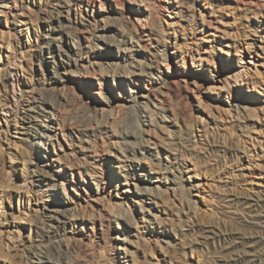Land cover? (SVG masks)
Masks as SVG:
<instances>
[{
	"label": "rangeland",
	"instance_id": "374dc122",
	"mask_svg": "<svg viewBox=\"0 0 264 264\" xmlns=\"http://www.w3.org/2000/svg\"><path fill=\"white\" fill-rule=\"evenodd\" d=\"M44 259L264 264V0H0V264Z\"/></svg>",
	"mask_w": 264,
	"mask_h": 264
},
{
	"label": "bare ground",
	"instance_id": "6f19581e",
	"mask_svg": "<svg viewBox=\"0 0 264 264\" xmlns=\"http://www.w3.org/2000/svg\"><path fill=\"white\" fill-rule=\"evenodd\" d=\"M64 65H70V63L69 62H64L63 63ZM29 118H27V120H28ZM30 122V121H29ZM53 122H55V121H53L52 120V123ZM44 130H46V128L44 127ZM130 134V135H132L130 132H126V134ZM32 135H33V133H32ZM34 135L36 136V135H40V137L42 136L43 137V134L41 135L40 134V132L38 133V132H34ZM41 177H40V181H44L45 180V176L43 175V174H39ZM125 216H127L126 214H124L122 217L124 218ZM127 218V217H126ZM57 222L59 223V224H64V222H63V220H61V219H58L57 220ZM60 259V261L62 260V261H65V262H68V260H69V256H68V250H66V251H64L62 254H59L58 255V257H57V260H59ZM50 260H46V259H44V260H42V262L43 263H45V264H49L50 262H49ZM63 263V262H62Z\"/></svg>",
	"mask_w": 264,
	"mask_h": 264
}]
</instances>
